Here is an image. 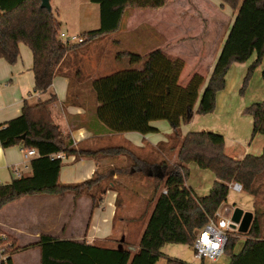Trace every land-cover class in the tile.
Returning a JSON list of instances; mask_svg holds the SVG:
<instances>
[{
	"label": "trees",
	"instance_id": "obj_1",
	"mask_svg": "<svg viewBox=\"0 0 264 264\" xmlns=\"http://www.w3.org/2000/svg\"><path fill=\"white\" fill-rule=\"evenodd\" d=\"M98 5V27L79 34L81 42L65 43L59 37L60 22L51 10L40 7V0H0V58L12 64L19 54V43L32 52L33 90L45 91L52 83L56 69L64 57L86 43L120 30L130 9H157L169 0H89ZM233 11L234 19L219 52L210 77L201 91L204 76L193 73L185 85L179 84L184 66L181 57L156 48L144 55L123 51L121 56L132 66L105 74L92 81L98 106L96 117L110 132L134 131L141 134L156 132L154 120H166L172 129L169 140L178 144L176 162L168 172L159 175L153 162L139 157L126 146L107 147L86 155H126L132 170L153 181L158 192L154 207L142 232L136 252L127 246L102 247L73 240L41 235L22 247L9 244L10 253L0 264H11V255L19 250L38 248L40 264H159L164 244L189 245L217 211L228 195V184L236 181L242 189L257 196V179L264 174V148L259 155L248 153L241 159L225 153V138L213 131H189L180 134L181 122L187 120L197 104L196 113L204 115L215 107L216 93L225 87V76L233 63L245 62L255 53L244 81L264 57V0H222ZM264 81V70L261 72ZM54 99L24 103L21 115L0 124V146L19 145L34 148L38 155L30 161V173L0 184V208L24 196L73 193L87 195L98 205L100 194L110 187L95 174L78 184L59 181L62 159L56 153H74L71 139L55 124L49 112ZM253 121V135L264 132V99L244 108ZM24 135L22 138L21 136ZM174 148V147H173ZM209 169L215 179L208 193L196 195L185 184L187 165ZM163 190H166L163 193ZM254 212L248 228L241 231L245 240L239 252H234L238 238L228 235L224 253L227 264H264V207L253 202ZM164 264H192L175 257H166Z\"/></svg>",
	"mask_w": 264,
	"mask_h": 264
},
{
	"label": "crops",
	"instance_id": "obj_2",
	"mask_svg": "<svg viewBox=\"0 0 264 264\" xmlns=\"http://www.w3.org/2000/svg\"><path fill=\"white\" fill-rule=\"evenodd\" d=\"M170 1L155 9L161 10V13L157 12L149 16L150 20L146 22V26L135 25L130 28V33L135 38L142 36L150 38L154 44L152 46H155L153 49H164L173 56L181 57L184 66L179 79L183 77V80H188L193 73L202 74L205 78L202 91L224 44L235 11L222 0H191L190 3L188 0H178L179 2L174 4H170ZM186 9L190 10L189 15L182 12ZM175 13L180 14V17L176 18ZM198 14L206 16L208 14L210 22H201ZM191 19L195 20V25L190 28L187 25ZM121 30L122 27L119 31ZM206 32L209 35L205 37ZM193 33H196L194 37H192ZM98 40L85 44L86 53L82 63L79 61L75 65L76 60H72L70 53L67 54L58 65L51 85L43 92L33 90L32 52L26 44L19 43V54L14 63L10 64L0 58V124L20 116L24 103L34 104L38 100L45 101L54 97L49 103L51 117L71 139L76 150L74 153H63L59 181L63 184H78L97 174L101 181L107 180L110 184V187L100 194L101 200L98 205L93 204L90 196H75L73 193H65L62 196L48 194L24 196L5 204L0 208V235L10 238L15 247L33 243L41 235L102 247L126 246L123 242H128L127 237L132 238L128 230L129 226L125 223L121 229L116 228L115 219L120 210L127 209L129 212L132 209L131 204L135 202V200L131 201L132 197L124 199L123 196L125 188L128 191L130 187L137 184L134 178L135 171L131 169L130 158L123 154H86L89 151L107 147L126 146L132 148L142 159L153 162L155 167L152 171L157 175L161 174V171H170L171 166L176 162L179 143L169 140L172 129L170 124L162 122L164 120L150 122V125L157 129L156 132L113 133L96 117L98 102L92 88V81L105 75L106 69L103 63L104 53L89 52L95 48ZM255 58L256 54L254 60ZM68 66L69 69L72 67L76 69V66L83 67L87 73L82 72L77 75L75 73L74 76L73 73H69ZM232 67L248 69L246 61L233 63L228 71ZM223 91L224 88L216 93L215 107L212 112L200 115L196 113L197 104L194 106L193 118H188L180 124L181 136L189 132L187 125L192 124L188 123L193 122L198 116L212 115L216 111L219 94ZM209 119L212 121L214 117L211 116ZM235 147L228 146L225 140V153L233 158L241 159L248 153L259 155L264 148V143L257 147L255 145L240 146V148L237 147L238 151ZM23 149L19 145L6 148L0 146V184H7L16 178V176L13 177L15 170L20 172L24 168L26 170L21 171L22 174L30 173V161L33 157L24 158ZM142 179L139 182L140 186L134 187L137 190L134 192H142L143 195L138 194L139 197H137L140 203L146 201L147 207L153 209L158 192L155 193L153 181L150 178L152 182L150 186L142 182ZM151 212L152 210L149 214L142 212L137 218L127 219L126 222L145 216L148 221ZM146 223L144 222V228ZM242 245L243 242L234 252H239ZM229 259L219 264H227ZM198 260H200L199 264H206L204 260ZM11 264H40V251L38 248L16 251L11 255Z\"/></svg>",
	"mask_w": 264,
	"mask_h": 264
},
{
	"label": "rangeland",
	"instance_id": "obj_3",
	"mask_svg": "<svg viewBox=\"0 0 264 264\" xmlns=\"http://www.w3.org/2000/svg\"><path fill=\"white\" fill-rule=\"evenodd\" d=\"M189 3L191 0H188ZM51 6V12L53 16L60 22V31H63L68 34L79 35L85 30H91L99 25V9L98 5L90 2L89 0H49ZM170 4L179 2L178 0H171ZM166 8V7H164ZM165 10V9H162ZM230 10V9H229ZM190 10H182L183 13L189 15ZM161 13V10L156 11L155 9H130L127 10L125 16L122 20V30L112 34H108L102 38H99L96 41L95 48H93L90 53H96L97 51L104 53L105 63V74L113 73L116 71L128 69L132 67L126 57H122L121 54L123 51H131L144 55L146 52L155 48L152 43V40L146 36L139 38L133 37L130 33V28L135 25L142 24L146 26V22L150 20L149 16L155 15V13ZM186 15V18L188 17ZM199 15V14H198ZM175 17H180V14L175 13ZM201 22H210L208 14L199 15ZM200 24V23H199ZM195 25V20L191 19L190 23L187 25L191 28ZM201 25V24H200ZM208 25V23H207ZM124 26V27H123ZM121 29V28H120ZM209 33H212L208 31ZM208 32L205 33V37L208 36ZM194 34V33H193ZM196 34V33H195ZM195 34L192 36L194 37ZM144 35V33H143ZM194 39V38H191ZM150 40V41H149ZM86 45H82L76 49V51L71 52L72 60H76L75 65L79 61H83L84 50ZM84 50V51H83ZM164 50V49H163ZM166 51V50H164ZM255 54H252L249 59L246 61V68L252 64ZM72 62V61H71ZM70 62V64H71ZM259 66V67H258ZM255 68L252 73L248 76V79L244 81L246 75V69H239V67H232L230 71L225 76V87L223 93L219 94L217 108L212 115H206L204 117L198 116L193 122H190L187 125L189 131H213L222 134L226 140V144L232 147L237 146L238 148L243 147L244 145H249L250 147L255 145L256 147L264 143V132L256 133L253 135V121L251 115L244 112V108L251 105L252 103L261 102L264 99V81L261 78V72L264 70V60ZM70 68L69 73H73L75 76L78 73L85 72L83 67ZM243 68V67H242ZM79 72H76V71ZM240 73V74H239ZM242 73V74H241ZM179 79L180 85H185L186 80ZM96 96V95H95ZM193 111L190 114L189 118H193ZM213 116L214 119L210 121V117ZM190 120V119H189ZM165 124H169L166 120L162 121ZM235 149L238 151V148ZM240 150V149H239ZM130 164L132 166V161ZM173 166V165H172ZM171 166V167H172ZM188 166V175L186 176V184H188L194 193L198 196L206 195L212 186V183L215 179V176L212 171L209 169L199 168L196 164L190 163ZM169 167V168H171ZM26 169H21L19 174L22 175L21 171ZM19 175V176H20ZM18 175L15 173L13 177ZM18 176V177H19ZM135 183L137 186H140L139 182L143 178L140 175V172L135 171L134 173ZM142 182L150 186L152 184L149 178H143ZM113 183L115 181L113 180ZM134 183V184H135ZM118 184V182H117ZM133 185L127 191V188L123 190L124 199L126 197H132L131 201L135 202L132 205V209L128 212L127 209L120 210L115 219V227L120 228L123 224L126 223L129 226L128 230L131 232L132 238L128 239V242H123L132 252H136L135 249H138V241L141 235V232L144 228V222L146 223L147 219L145 217L138 218L132 222H126L127 219L137 218L142 212H147L149 214L150 208L147 207L148 202L143 201L140 203L139 195H143L142 192L137 191ZM256 186L258 187L257 196L253 197L246 191L242 190L241 192H236L232 189L228 190L227 198L224 202L218 207L220 216L214 217L215 223L217 226H220V219L223 216L226 218H232V215L235 209H240L242 213L250 212L251 217L253 216L254 207L253 202L256 200L258 205L264 207V174H262L256 181ZM164 191V190H163ZM164 193V192H163ZM139 194V195H138ZM154 195V194H153ZM228 207L230 212L224 214V209ZM148 208V209H147ZM129 209V208H128ZM130 223V224H129ZM131 226V227H130ZM123 228V227H122ZM132 230V231H131ZM138 230L140 232H138ZM225 231L228 235L236 236L237 241L234 244V250L236 251L239 248L240 244L244 242L245 235L238 230V225L235 228L229 226L225 228ZM11 240L6 235H0V260L10 253L9 244ZM161 253L166 257H175L186 261L192 264H199L200 260L196 259L192 247L185 244H176V243H167L164 244L161 249ZM165 257V258H166ZM165 258L162 257L159 261V264H164ZM229 259V253L225 252L217 258L215 261H209L204 259L206 264H219Z\"/></svg>",
	"mask_w": 264,
	"mask_h": 264
},
{
	"label": "built area",
	"instance_id": "obj_4",
	"mask_svg": "<svg viewBox=\"0 0 264 264\" xmlns=\"http://www.w3.org/2000/svg\"><path fill=\"white\" fill-rule=\"evenodd\" d=\"M59 37L65 43H76L81 42L82 38L76 34H67L65 32H60ZM24 158H31L38 155L37 151L34 148H24L23 149ZM55 158L63 159V153L59 152L53 155ZM16 174L19 176V172L17 170ZM229 189H232L236 192H241L242 185L236 181H232L228 184ZM164 193L166 190L163 191ZM230 209L226 207L224 209V214H228ZM220 216V213L217 211L214 215L209 218V221L198 230L196 237L193 242V252L194 256L198 259L204 260L207 259L209 261H215L219 256L224 253L225 244L227 241L228 234L223 231L225 228H228L231 225V218H226L223 216L220 219V226H217L214 220V217ZM7 255L3 258L5 260Z\"/></svg>",
	"mask_w": 264,
	"mask_h": 264
},
{
	"label": "water",
	"instance_id": "obj_5",
	"mask_svg": "<svg viewBox=\"0 0 264 264\" xmlns=\"http://www.w3.org/2000/svg\"><path fill=\"white\" fill-rule=\"evenodd\" d=\"M40 7L45 8L48 11L51 10L49 0H40ZM21 137L23 138L24 135H22ZM251 219L252 217L250 212L242 213L240 209H235L231 218L232 222L230 226L232 228H235L238 225L239 231H245L248 228Z\"/></svg>",
	"mask_w": 264,
	"mask_h": 264
}]
</instances>
